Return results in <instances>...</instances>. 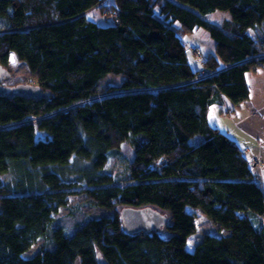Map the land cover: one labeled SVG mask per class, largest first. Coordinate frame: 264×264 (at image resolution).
<instances>
[{
    "label": "trees",
    "instance_id": "16d2710c",
    "mask_svg": "<svg viewBox=\"0 0 264 264\" xmlns=\"http://www.w3.org/2000/svg\"><path fill=\"white\" fill-rule=\"evenodd\" d=\"M107 7L106 24L89 15ZM215 10L230 17L207 19ZM197 28L214 42L202 64L184 41ZM11 53L49 96L0 97V264H264V185L208 120L212 104L245 102L247 73L264 69V0H0L1 65ZM123 145L131 154L109 166ZM123 206L167 223L129 233ZM188 209L224 233L188 250Z\"/></svg>",
    "mask_w": 264,
    "mask_h": 264
},
{
    "label": "rangeland",
    "instance_id": "374dc122",
    "mask_svg": "<svg viewBox=\"0 0 264 264\" xmlns=\"http://www.w3.org/2000/svg\"><path fill=\"white\" fill-rule=\"evenodd\" d=\"M108 1V0H107ZM110 7L104 8L101 12L100 9H93L89 12V15L97 21L99 24H106L111 21V12ZM229 12L226 10H215L209 14L206 15V18L211 21H217L224 18H229ZM184 41L187 43L188 46H200V52H201V62L207 56V53H203V51H206L209 47L213 48L214 42L213 39L210 38L208 32L203 28H197L193 32L186 33L184 36ZM203 49V51H202ZM203 63V62H202ZM10 71V76L8 78H5L3 81L4 84H10L14 85L17 83H29L34 84V77L33 74L30 72L27 64H25L23 61L18 60L15 57L14 53L10 54L8 64L5 66ZM199 71L197 76H199ZM122 77L121 76H109L106 80H104V84L109 83L119 85L121 82ZM248 82L253 87L252 91L254 89L255 91V100H260L261 97L264 95V72L257 70V71H250L247 77ZM250 93V92H249ZM254 93V92H253ZM224 107V104H212L209 108L208 112V120L213 125H221L220 129H223L222 127H225L226 125H229V123L235 125L231 119L224 118L225 115L222 111H220L221 108ZM228 107L231 108L229 105ZM225 108V107H224ZM224 110V109H223ZM223 115V116H221ZM228 120V121H227ZM241 147L245 150L246 147H251L252 144L245 142V140H240ZM131 154V149L127 145H123L121 147V153L120 156L118 154L114 156V158L110 159L109 166H114L116 168H119L122 166L123 163V157ZM253 156L257 155L252 154ZM251 156V155H250ZM260 160V158H259ZM264 164V162H262ZM264 168L261 166H255L254 171L257 173V179L260 178L259 171L263 170ZM260 180V179H259ZM261 182V180H260ZM263 184V183H262ZM85 198V193L71 195L70 196V208L74 207L78 202H83L82 200ZM120 209V208H118ZM80 210L87 213L88 215L92 217H99L102 215H112L115 210H108L104 208H94L91 206L83 205L80 207ZM189 211L193 212L196 216V230L195 232L188 237L187 241V249L191 250L193 246L203 237L206 233L211 234H222L224 231L219 227L218 224L212 222L207 216H205L201 211L197 209H188ZM69 208H62L60 209L58 216L64 215L68 213ZM38 243L34 244L31 249H29L28 254L34 253L37 250Z\"/></svg>",
    "mask_w": 264,
    "mask_h": 264
},
{
    "label": "crops",
    "instance_id": "0c3cea01",
    "mask_svg": "<svg viewBox=\"0 0 264 264\" xmlns=\"http://www.w3.org/2000/svg\"><path fill=\"white\" fill-rule=\"evenodd\" d=\"M212 52L213 48L210 47L206 51H203V53H207V56L211 55ZM258 70L264 72L262 68ZM249 73H247V77ZM248 85L250 89L249 98L239 106L233 105L226 99L223 101L225 108H221L220 111L225 115L221 116L231 119L237 127L229 123V125L222 127L223 129L221 130L233 137L240 147V140H245V142L252 144L251 146L253 149H251V147H246L244 150L245 153L248 157L252 154L257 155L262 163L264 162V95L260 100H255V91L254 89L252 91L253 87L249 82ZM229 105L231 108L228 107ZM216 127L220 129L221 125H216ZM253 169H255V167ZM259 176V179L264 185V169L259 171Z\"/></svg>",
    "mask_w": 264,
    "mask_h": 264
},
{
    "label": "water",
    "instance_id": "95a60500",
    "mask_svg": "<svg viewBox=\"0 0 264 264\" xmlns=\"http://www.w3.org/2000/svg\"><path fill=\"white\" fill-rule=\"evenodd\" d=\"M9 76L10 71L0 64V97L14 98L21 96L39 100L49 96L48 92H44L35 84H4L3 81ZM119 217L123 228L129 233L156 231L167 223V216L150 206H123L119 209Z\"/></svg>",
    "mask_w": 264,
    "mask_h": 264
},
{
    "label": "built area",
    "instance_id": "2783aa9c",
    "mask_svg": "<svg viewBox=\"0 0 264 264\" xmlns=\"http://www.w3.org/2000/svg\"><path fill=\"white\" fill-rule=\"evenodd\" d=\"M111 15L112 16H115V14H113V13ZM189 53L192 56V58L195 61L198 62V64H202V62L200 60L201 59V52H200V49L198 47H195V46L191 47L190 50H189ZM199 72H200L199 73V76L204 75L205 73H207V69L201 68L199 70ZM248 162H249V164L251 166H258V167L259 166H261V167L264 166V164L261 163V161L259 160V158H257L256 156H253V155H251V156L248 157Z\"/></svg>",
    "mask_w": 264,
    "mask_h": 264
}]
</instances>
